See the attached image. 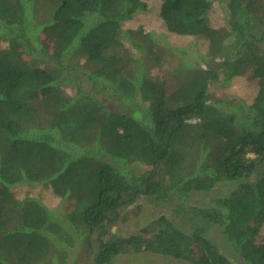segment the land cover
<instances>
[{
  "label": "trees",
  "instance_id": "obj_1",
  "mask_svg": "<svg viewBox=\"0 0 264 264\" xmlns=\"http://www.w3.org/2000/svg\"><path fill=\"white\" fill-rule=\"evenodd\" d=\"M159 1L0 0V264H264V0Z\"/></svg>",
  "mask_w": 264,
  "mask_h": 264
},
{
  "label": "rangeland",
  "instance_id": "obj_2",
  "mask_svg": "<svg viewBox=\"0 0 264 264\" xmlns=\"http://www.w3.org/2000/svg\"><path fill=\"white\" fill-rule=\"evenodd\" d=\"M146 1H148L149 5H153L154 7H156V9L159 8L160 3H161L159 0H146ZM218 4H219L218 2H216L214 4L212 13L210 15L212 17L213 22L220 24L222 21V18H223V15H222L223 10L222 9H224V7L227 8L228 5L226 3H223L224 5L223 6L221 5L219 7ZM235 6L245 7V5H242L241 3H236ZM154 12L156 13V10ZM136 21H137V23H139V21H144L147 29L148 30H154L156 32V34H162V33H165V31H166L165 28L162 26L163 24L161 23V21L159 19H157L155 16H153L152 14H148L145 17L143 15H140L137 18V20L134 21V23ZM170 42L173 44H177L179 46H186L187 45V44H185V42L183 41L182 38H177V37L170 38ZM188 50L190 53L192 52L191 48H188ZM191 57H195V54H192ZM246 79H247L246 76H239V77L234 78L232 81V84L229 88V91L227 93L230 92L231 94L233 93V95H237L238 97L244 98L247 96V93L250 90V94L248 95V100L253 101L254 100V93L252 92V89L247 86L248 84H247ZM70 93H72V91H70ZM220 93H222L223 97L226 96V90H221ZM212 198H213L212 193L201 194L200 198L193 199V204H195L196 206H199V207L201 205L206 206L210 203ZM149 202H150L149 200L143 199L142 203H141L144 206L143 209H141L140 207L136 208V206L129 209L127 211V217H126L127 220L125 222L119 223L118 226H116L112 230L113 234L118 235V236L119 235H127L131 232L135 233L136 231L141 229L144 226L143 223L145 221H147L146 219L151 216L150 210L154 207L152 205V203H149ZM167 209L169 210L170 208L165 206L164 208H161L160 212H162V213L166 212L167 213V211H168ZM171 213L172 212L169 211V214H171ZM255 224L263 225L262 236H264V216H261L255 222ZM84 250L80 253H83ZM73 254H78V253L73 252ZM73 259L72 260L69 259L64 264H73V262H74ZM82 261H84V257L82 258ZM167 262H169L168 258H160V257L148 255V254H138V255L134 256L133 259H131V258L120 259L116 264H162V263H167ZM172 264H185V263H181V262L173 263L172 262Z\"/></svg>",
  "mask_w": 264,
  "mask_h": 264
}]
</instances>
